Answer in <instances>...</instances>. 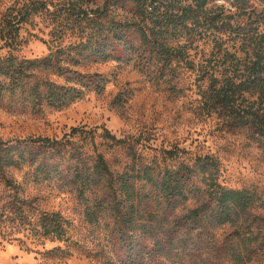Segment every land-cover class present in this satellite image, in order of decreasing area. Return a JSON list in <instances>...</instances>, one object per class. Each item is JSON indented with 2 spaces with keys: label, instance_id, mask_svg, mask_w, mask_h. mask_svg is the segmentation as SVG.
Masks as SVG:
<instances>
[{
  "label": "trees",
  "instance_id": "1",
  "mask_svg": "<svg viewBox=\"0 0 264 264\" xmlns=\"http://www.w3.org/2000/svg\"><path fill=\"white\" fill-rule=\"evenodd\" d=\"M69 1L63 20L59 10L52 13L56 27L48 56L0 58V100L35 112L62 110L88 92L104 91L103 76L79 70L88 61H128L160 80L174 78L183 64L209 84L201 93L206 115L264 140V31L235 26L224 5L211 7L224 1L243 9L264 0H119L127 12L122 19L109 1L96 9L85 8L87 0ZM44 12L50 14L49 5L34 3L19 20L9 21L5 45L13 48L18 39L13 30ZM67 31L77 32L78 42L64 47ZM202 42L211 54L197 66L191 51ZM103 147L122 151L131 161L113 171ZM166 153L169 160L179 157L173 150ZM64 165L86 205L88 223L112 220L107 226L125 264H264V198L222 186L220 164L212 156L164 167L144 163L132 142L107 129L85 127L62 139L0 137V183L12 190L18 186L8 176L10 169L31 167L35 183H51L64 178ZM11 197L5 216L14 228L30 226L35 235L53 241L66 238L68 222L60 213L35 215L32 202L18 191ZM224 229L230 233L221 234Z\"/></svg>",
  "mask_w": 264,
  "mask_h": 264
},
{
  "label": "rangeland",
  "instance_id": "2",
  "mask_svg": "<svg viewBox=\"0 0 264 264\" xmlns=\"http://www.w3.org/2000/svg\"><path fill=\"white\" fill-rule=\"evenodd\" d=\"M115 4L114 13L122 19L127 12L119 0H87L85 8L96 9L105 2ZM34 3L49 5L47 12L32 14L13 30L17 44L9 48L2 40L14 23ZM69 0H0V58L14 55L20 59H41L53 50L56 27L52 15L65 18ZM224 5L233 16L235 26L250 31H264V5L253 1L240 5ZM62 10V11H61ZM78 42L77 32L67 31L64 47ZM191 51L197 66L209 59L210 46L197 43ZM241 57V56H240ZM79 70L86 75L98 74L106 79L103 92H88L77 103L55 110L45 107L41 112L22 106L8 98L0 100V137L5 141L37 138L62 139L73 128L109 130L119 139H127L138 150L144 163L177 165L195 157L212 156L220 164L219 182L227 189L256 191L264 198V140L253 138L247 131L232 129L216 115H206L201 93L208 87L198 70L185 65L176 69L172 79L154 78L142 72L134 63L88 61ZM113 171L120 170L131 160L119 150L101 148ZM175 151L176 160H169L166 151ZM34 169H10L8 176L18 186L12 190L0 183V264H125V253L111 233L112 220L105 218L100 225L86 220V205L71 184V171L64 165V178L51 183H35ZM149 190V188H147ZM146 190V191H147ZM33 204L35 215L42 212L60 213L68 222L64 240H50L35 235L30 226L13 227L7 220V206L12 195ZM181 211V210H180ZM230 233L224 229L221 234Z\"/></svg>",
  "mask_w": 264,
  "mask_h": 264
}]
</instances>
